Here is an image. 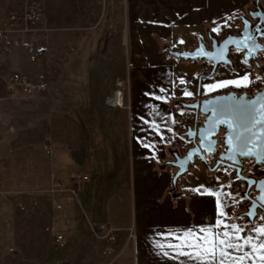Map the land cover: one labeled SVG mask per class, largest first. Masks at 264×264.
<instances>
[{
  "label": "crops",
  "instance_id": "1",
  "mask_svg": "<svg viewBox=\"0 0 264 264\" xmlns=\"http://www.w3.org/2000/svg\"><path fill=\"white\" fill-rule=\"evenodd\" d=\"M251 2L252 0H127L129 20L126 31L132 33L125 34L124 56L128 61H133L135 66L150 61L153 57L170 58L171 52L168 49L176 46L168 41L170 37L165 33L169 30L182 34L194 30V38L191 37L190 42H179V49L190 50L203 43L200 37L203 26L207 41L208 38L219 36V33L216 34L218 30L223 33L239 28ZM4 26L5 17H2L0 28ZM141 30L145 35H142ZM111 41H104V46H109ZM86 42L81 46L101 44L99 40ZM69 43L71 42L67 41L65 46H77ZM67 59L69 60V56ZM2 68L6 72L12 70L4 65ZM159 68L166 69L170 66ZM114 82L104 93L95 92L94 104L102 105L108 114L109 110L116 111L127 106L128 91L126 93L120 89L119 97L116 94L109 98L115 88ZM132 96L131 88L129 99ZM117 99L121 103L117 104ZM68 102L64 117L52 113L49 117L37 118L40 125L50 131L49 151L41 144L44 139L41 126L33 135L18 130L20 125L13 133H1L0 240L14 236L28 241V245L19 247V252L14 248L4 254L3 263L57 264L61 257L66 258V264H113L120 260H124L123 264H196L185 256H176L173 249L167 246L169 241L177 243L175 237L187 230H192L197 236H210V233H200L199 229L223 231L224 224H237L243 228L239 218L235 220L226 217L230 203L234 209L233 200L230 203L228 200L219 203L216 199H198L201 192L210 195L213 189H217V185L212 182L214 174L206 164H202V170L193 185L180 189L176 182H172L175 167L170 163L172 155L167 147L173 145L179 148L183 143L180 145L176 142V124L173 128L169 122H132L130 135L126 128L123 135H120L119 122L110 126L103 115V120L100 121V112L97 108H90L91 105L84 97ZM4 107L8 111L9 105L5 104ZM0 114H3L1 110ZM0 122H6L2 116ZM92 122L97 123L94 125ZM54 141L64 143L68 166L66 172L61 170L62 161H59L63 153L58 154L53 146ZM82 172L88 174L89 178L75 196L68 188L73 184L75 175ZM55 173L61 178L56 177ZM53 181L62 182L65 189L50 191ZM182 188H185L186 193L192 194L188 205L185 195L181 194ZM63 192L68 194H60ZM62 196L69 197L68 201H64ZM130 205L133 213L136 209L137 215L128 223L127 216L122 215L120 209L122 206L130 208ZM59 209L60 220L64 221L70 232L68 238L71 248L65 257L56 250L58 247L54 240L56 234H63L57 227ZM112 210L113 219L120 222L116 226L110 223L109 213ZM220 210L226 216L220 215ZM218 220L222 223L217 227ZM90 222L112 226L115 238L110 241L99 237L91 231ZM129 231L133 234L130 239ZM250 234H253V229L249 232L245 229L244 235ZM80 241L85 244L82 249L83 258L75 259L73 245ZM158 244H163L164 247H158ZM106 245H111L112 249L106 250ZM115 249L114 255L105 254ZM165 251L169 253L167 256L164 255Z\"/></svg>",
  "mask_w": 264,
  "mask_h": 264
},
{
  "label": "rangeland",
  "instance_id": "2",
  "mask_svg": "<svg viewBox=\"0 0 264 264\" xmlns=\"http://www.w3.org/2000/svg\"><path fill=\"white\" fill-rule=\"evenodd\" d=\"M23 1L24 0H0V21L2 17H5L6 24L7 11L12 8L19 10ZM37 2L40 9L38 8L36 14L37 19L33 26L35 29L39 28L41 33L38 35L34 33L33 35H35L36 44L38 46H46L44 55L39 56L35 60L31 59L28 51L22 46L15 44L12 50L0 52V70L4 73V76L6 75L9 77L11 73L18 72L24 74L33 82L45 81L47 85L44 88H35L30 91L5 92L4 90H0V95L1 92L4 94L0 97V110L3 113L0 114V116L6 121L0 122V139L2 132L5 134H7V132L13 133L17 130L16 128L19 125L20 127L18 130L29 132L27 133L28 135L37 133L41 126L44 138L41 144L46 151H49L51 143L49 142L51 138L50 131H46L44 125H40L41 122H38V119L49 117L52 113H57L64 117L66 114L65 109L69 103L68 101L84 97L85 101L91 105L90 108H97L96 110L100 112L98 115L100 121L103 120V115L105 122H109L110 126L114 122H119L121 126L120 135H123L125 128L128 131V135H130L132 122H158L160 124L162 122H169L172 124L173 128L174 124L177 125V128L175 127L174 130L178 135L176 142L180 144L183 142V135L179 136V133L183 130L182 123L183 120L186 119L187 114L190 113L186 109H183L184 107L180 104V100L211 98L216 95H226L229 92H234L237 94L235 97H238L243 92L242 87L244 86L237 87L235 85H229L228 87L216 88L212 91L208 90V86L215 85L222 81L240 80L246 74L250 76V84H257L256 81H253L252 69L250 68L253 64L247 59H245L246 62L244 64H248V66L242 64L239 68H236L233 64L231 65V63L220 62L219 64L222 65L214 68L210 66L211 61L205 58L202 60L197 57H194L196 59L190 57L184 58L181 54L182 50L178 48L180 45L179 42H190L192 40L191 37H193L192 34L195 32L194 30L187 31L184 34L178 33L176 30L175 32L169 30V32L165 33L166 35L168 33L170 37H168V41L170 44L177 47H170V49H168V52H171V54H169L170 58L153 57L150 61L147 60L135 66L133 61H128L124 56L126 49L124 42L126 38L125 34L131 35L132 33V31L129 30L126 31V24L129 20L127 0H37ZM258 3L264 9V0H252L249 7L252 8ZM245 12V14L248 15L247 10ZM229 17L231 18V16ZM251 21H253L252 18ZM200 31L203 44H207L208 46L210 38H208V41L207 38L205 39V27L203 26V30ZM216 32V34L219 33L218 35L229 33H222V30ZM141 33L145 35L142 30ZM216 37L218 39L221 38V36ZM91 40L94 42L99 40L101 44L99 43L98 46L93 47L81 46L86 41ZM106 40L112 41L109 46L105 47L103 42ZM67 41L77 46L66 47ZM158 45L160 48L161 45L159 43ZM175 52H177L176 54L178 56L175 55ZM261 52V54H257L256 56H263L264 59V44ZM68 56L69 60L67 59ZM240 59L243 60L242 55H240ZM2 65L8 68L10 67L12 70L6 72L3 70ZM163 66H170V68H159ZM204 70L206 72H204ZM181 80L185 83L181 84ZM113 82L115 83V88L109 98L116 95L117 89L119 92L120 89H123L126 93L128 91V100L126 101L127 106L119 110L117 109L116 111L109 110L110 114H108L104 111V108L101 107L102 105L99 106L94 104V98L95 92L103 91L104 93L110 88ZM131 88L133 96L129 99V90H131ZM260 89L261 90L253 92L252 95L255 96L257 93L264 91V82ZM185 91L192 94L185 95ZM5 104L9 105L8 111H6L4 107ZM88 112L94 111L88 110ZM210 112V109L204 111L198 110V117L201 118L198 125L204 124L203 122L207 119ZM120 122L124 125H121ZM59 123L65 124V122ZM92 123L95 125L97 122ZM94 128L95 126L92 127L93 131H95ZM226 130H229L227 125H220L216 135L212 136L214 139L217 138L215 150L203 151L205 156L204 161L197 158L189 164L187 170L175 181L178 188L181 189V187L193 185L200 174V170H202V164H206L208 167L212 166L213 161H211V157L215 154L219 156L221 152L227 150L228 144L225 142V137L222 135ZM53 146L58 151L59 155L63 153L59 161H62V165H60L61 170L66 172L68 166L64 153V143L54 141ZM174 150H176V146L172 145L167 147V151L170 154H172ZM237 158H248L247 163H245V170L255 171V167H253L251 161L254 162V165L259 164L256 163L259 162V160L256 159L255 155L244 156L238 154ZM211 170L212 174H214L212 175V182L217 185V189H213L210 195L201 192V194L198 195V199L201 201L207 198L212 200L216 199L219 203L225 200H228L230 203V200H233L235 203L234 209H232L230 203V207H228V216H226V214L224 216L235 220L239 218V222H242L243 228L248 232L253 229V226H255L256 229L264 227V219H262L264 218V211L256 209V214L253 218H250L246 214L247 204H245L244 184L234 179L230 170L225 166H219ZM256 172V181H264V168L259 165V170L257 169ZM76 176L77 174L72 180L73 184L68 188L70 191L76 184ZM56 177L61 178L58 174H56ZM57 182L60 188L55 190H64V184L60 181ZM83 183L79 190H81ZM252 190L254 191L253 195L255 199L257 201L259 200L260 204L264 207V199H261L264 197V191L261 190V186L255 185ZM65 193L68 194L67 192L60 194L65 195ZM73 193L76 196L77 191ZM181 194L185 195L188 205L190 195L192 194L190 192L186 193L185 188H182ZM227 194L231 195L229 196ZM62 198H64V201H68L69 197L66 198V196H62ZM132 208L133 207L130 205V208L122 206L120 209V213L127 216L126 219L128 223L134 215H137L136 209L133 213ZM60 211L59 209L57 227L59 231L65 235L66 242L63 245H59L55 238L54 240L58 247L56 250L58 253H61L62 257H65L69 248H71V243L68 238L70 232L67 226L64 225V221L60 220ZM222 212L223 211L220 210L219 214L222 215ZM109 214L111 215V217H109V219H111L110 223L113 226L118 225L120 222L113 219L114 210L110 211ZM96 224L98 223H89L90 227ZM91 231L95 233L92 228ZM115 231L117 232L118 230L116 229ZM95 234L104 238L102 232L96 231ZM13 237L0 240V264L3 263L4 254H7L14 248L17 252L19 247L23 248L25 245H28V241L16 237L13 239ZM128 238H131L129 234ZM104 239L109 240L108 238ZM73 246V257L75 259H82V249L85 247V244L80 241ZM115 251L116 249L105 254L114 255ZM65 259L66 258L61 259L60 257L57 264H66ZM91 263L92 262H90V264ZM121 263L123 264L124 260L115 261L113 264Z\"/></svg>",
  "mask_w": 264,
  "mask_h": 264
},
{
  "label": "snow or ice",
  "instance_id": "3",
  "mask_svg": "<svg viewBox=\"0 0 264 264\" xmlns=\"http://www.w3.org/2000/svg\"><path fill=\"white\" fill-rule=\"evenodd\" d=\"M180 83L185 82L181 80ZM229 85L249 86L250 76L246 74L240 80L222 81L208 86V90ZM184 94L192 93L185 91ZM225 100L236 101V97H226ZM217 113L225 117L219 123L228 125L230 131L226 142L233 151H238L244 156L253 155L254 152L264 154V94H261L259 100L222 104ZM221 223L218 220L216 226H220ZM223 229V231H213L212 228L199 229L200 233H210V236H197L192 230H187L175 237L177 243L169 241L167 246L173 249L176 256H185L196 264H257V261L264 264V227L256 229L253 226V234L250 235H244L245 229L237 224H224ZM157 246L164 247L163 244ZM168 254L167 251L164 252L165 256Z\"/></svg>",
  "mask_w": 264,
  "mask_h": 264
},
{
  "label": "water",
  "instance_id": "4",
  "mask_svg": "<svg viewBox=\"0 0 264 264\" xmlns=\"http://www.w3.org/2000/svg\"><path fill=\"white\" fill-rule=\"evenodd\" d=\"M247 14L242 19V27L239 31V34L236 33H227L221 37L220 40L216 36L212 37L210 39V43L207 46V44L199 43L197 46L190 50H184L181 52V54L184 57H199V58H205L207 60H210L213 63V67L218 62H229V56L228 53L230 51L231 47L235 48H244L245 53L244 57L245 59L249 58L250 56H255V50L256 49H262L263 44L259 42L256 38V36H253L252 38L249 37L250 30L249 27L251 25V18L256 19V27L259 29L263 27L264 25V9L262 6L258 3L255 4L252 8H249L247 10ZM251 38V39H247ZM229 41H233L232 43H229ZM243 41V43H241ZM262 73L264 75V68L262 70ZM261 94H264V91H261L257 93V95L252 96H246L245 93H241L238 97H236V101H230L225 100L226 97H235L237 94L234 92H229L226 95H216L209 98L201 99L199 102L196 99L194 102H185V100H180V104L182 107H191L200 109L201 111L210 109L211 112L207 116V119L204 120L203 125H196L195 123H187L184 125L185 129L182 130L179 133V136L183 137V141H191L190 145H187L182 152L178 148L174 150V152L171 154L172 159L170 160V163L175 167V171L172 176V182L175 183L176 179L187 170L189 164H191L195 159L199 158L201 160H205V156L203 151H214L215 144L217 141V138H212L213 135H216L218 132V129L220 128V125L226 126L227 124L219 123L220 120L225 119L224 116H219L217 113V110L220 105L222 104H235L237 102L244 103L245 101L249 100H259L261 97ZM259 107V105H257ZM228 126V125H227ZM229 130H226L223 132V137H225V142L228 139V133ZM228 144V143H227ZM238 151H233L231 146L228 144L227 150L225 152H221L219 154V158L215 160V163L210 167L211 169L216 168V166L219 164V162H222L227 165L234 166L236 168V174L240 177H242L246 182V189L245 194L247 195L248 188L250 185L254 182V178L251 176H246L240 173V166L234 164L238 162ZM257 160H262L264 158V154H260L259 152H254ZM229 160V161H225ZM256 185L261 186V190L264 191V181H260L256 183ZM257 203H260L258 201H254L253 199L250 200V203L247 205V211L246 214L250 218H253V216L256 214V207Z\"/></svg>",
  "mask_w": 264,
  "mask_h": 264
},
{
  "label": "built area",
  "instance_id": "5",
  "mask_svg": "<svg viewBox=\"0 0 264 264\" xmlns=\"http://www.w3.org/2000/svg\"><path fill=\"white\" fill-rule=\"evenodd\" d=\"M38 2L37 0H24L20 9H10L6 13V24L3 28H0V52H7L12 50L13 45L22 46L26 51L29 52V57L31 59H36L39 56L44 55L45 46H38L35 40V34H39L40 29H35L33 24L37 19L38 12ZM14 36V37H12ZM12 37V38H11ZM4 73L0 70V90L5 92L11 91H30L35 88H44L47 84L45 81L33 82L29 80L24 74L13 72L8 76H4ZM116 94H119V90H116ZM1 95L2 94L1 92ZM0 95V97H2ZM111 98V97H110ZM118 98V97H117ZM118 99L116 100V102ZM121 103V102H117ZM89 176L86 173H78L76 176V184L71 188V191L76 192L80 189L82 183L88 180ZM59 183L53 181L50 186V191L59 189ZM92 230L96 233L102 232L104 238H108L110 241L115 238L114 229L105 223H98L91 226ZM132 232H129V236L132 237ZM57 244L63 245L66 242V238L62 234H57L55 236ZM106 250H111V245L105 246Z\"/></svg>",
  "mask_w": 264,
  "mask_h": 264
},
{
  "label": "flooded vegetation",
  "instance_id": "6",
  "mask_svg": "<svg viewBox=\"0 0 264 264\" xmlns=\"http://www.w3.org/2000/svg\"><path fill=\"white\" fill-rule=\"evenodd\" d=\"M256 20H257V18L256 19H253V21L251 22V25L249 27V30H250L249 37L252 38L253 36H256L257 35L256 36L257 40L259 42H261L262 44H264V25H263V27H261V25L259 24L260 28L258 29L256 27ZM242 25L243 24L241 23V25H240L239 28H237V29H235V30H233V31H231L229 33H234V34L238 33L239 34V31H240ZM220 36L222 37L223 34L222 35H219V37ZM220 39H218V40H220ZM255 51L256 52L254 53L255 54L254 58H253V56H250L249 58H247V60H249V62L250 63L252 62V64H253V66L250 67V68L252 69L253 81L254 82L256 81L257 84L256 85L250 84L249 86L242 87L243 93H245L246 96H248V97L249 96H252V93L253 92L258 91V90H261L260 89L261 88V85L264 82V75L262 73V70H263V67H264V65H263V60L264 59H263V56H261V57H257L256 56L257 54H261L262 53L261 52L262 49H256ZM244 53H245V49L244 48L231 47L230 48V51L228 53V56H229L230 61L227 62V63L228 64L231 63V65L233 64L234 67L239 68L242 64H244L246 62L245 57H244ZM240 55L243 56V60L240 59ZM219 63L220 62L216 63L214 65V68L220 67L222 65V64H219ZM244 65H247L248 66V64H244ZM210 66L213 67V63L212 62L210 63ZM205 70H204V72H206ZM235 70H238V69H235ZM239 91H241V90H239ZM196 99L198 100V102L201 100L199 98H196ZM195 100L188 99V100H185V102H194ZM183 109H186L188 112H190V113L187 114L186 119L183 120V123H182L183 130L185 129L184 125L187 124V123H191V124L195 123L196 125H198L199 122H200V120H201V118L198 117V110L199 109L196 110L195 108H191V107H184ZM190 144H191V141L184 140L183 143H182V145L179 146L178 149L180 150V152L183 153L185 147L187 145H190ZM218 158L219 157L216 154L211 157V161H213V164L215 163V160H217ZM247 159L248 158H241V159L238 160L237 163H234V164L240 166V173L241 174L246 175V176H251V177L254 178V182L248 188L247 195L245 194V197H246V199H245L246 200V203L245 204L248 205L250 203V200L251 199H253L254 201H257L255 199V196L253 195L254 194V191L252 189L254 188V186L257 183V181L255 179V177L257 176L256 170L257 169L259 170V165L264 168V158L261 161H259V162H256L255 161L256 163H259V164H256V165H254L253 164L254 162L251 161L253 167H255V171L254 170L253 171L245 170V163H247ZM225 161H229V160H226L225 159ZM219 166H225V167H227L230 170L231 174L233 175V178L236 179L239 183H243L244 184L243 185L244 186V189H246L247 182L242 177H240V176H238L236 174V168L234 166L227 165V164H224L222 162H219V164L216 166V168H218ZM210 167L211 166H209V168ZM216 168H214V169H216ZM256 209L257 210L260 209V211H264V207L260 203H257Z\"/></svg>",
  "mask_w": 264,
  "mask_h": 264
},
{
  "label": "bare ground",
  "instance_id": "7",
  "mask_svg": "<svg viewBox=\"0 0 264 264\" xmlns=\"http://www.w3.org/2000/svg\"><path fill=\"white\" fill-rule=\"evenodd\" d=\"M118 97H119V94H118ZM108 102H109V100H108ZM114 102H115V100H114ZM110 103H111V101H110Z\"/></svg>",
  "mask_w": 264,
  "mask_h": 264
},
{
  "label": "trees",
  "instance_id": "8",
  "mask_svg": "<svg viewBox=\"0 0 264 264\" xmlns=\"http://www.w3.org/2000/svg\"><path fill=\"white\" fill-rule=\"evenodd\" d=\"M177 126V125H176ZM177 128V127H176ZM209 168V167H208ZM210 169V168H209ZM211 170V169H210Z\"/></svg>",
  "mask_w": 264,
  "mask_h": 264
}]
</instances>
